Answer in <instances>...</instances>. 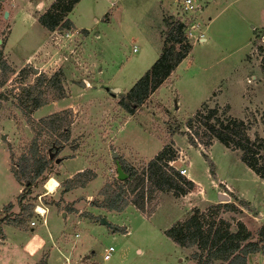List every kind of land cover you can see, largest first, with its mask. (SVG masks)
Wrapping results in <instances>:
<instances>
[{"label":"rangeland","instance_id":"1","mask_svg":"<svg viewBox=\"0 0 264 264\" xmlns=\"http://www.w3.org/2000/svg\"><path fill=\"white\" fill-rule=\"evenodd\" d=\"M248 1L255 3V0ZM122 2L121 7L116 2V7L106 0H80L68 18L77 27L88 29L89 35L83 37L71 28L67 30L69 36H64L66 30L59 29L51 36L48 50L40 51L37 47L44 35L32 28L24 29L19 23L7 31L11 23L9 14L15 7L12 0H0V59L13 72L0 84V237L2 224L17 222L19 227L27 229L33 221L32 228L45 236L52 232L59 241L62 237L74 240L80 253L70 257L65 264H196L189 258L192 249L176 246L163 231L174 221L183 219L189 213L187 207L191 206V209L195 204L203 207L204 204L196 199L199 195L189 194L185 201L173 200L171 196L160 199L159 194L158 204L148 217L132 206L112 212L97 209L90 201H99L96 192L105 182L115 179L113 152L119 161L138 169L163 144L171 142L178 154L170 164L176 169H188L201 183L205 196L217 198L210 179L220 177L235 191L241 192L238 198L247 202L248 211L264 213V191H260L263 187L253 182V173L249 169H243L237 151L218 142L205 149L214 171V176H207L208 166L199 152L201 147L188 146L185 136L181 135L187 117L201 102L209 100L207 105L210 107L228 105L230 115L250 124L249 137L255 133L264 141V44L259 35L252 44L249 41L252 32H244L234 23L231 30L224 31L226 37L232 38L224 39V43H220L221 49L210 50L213 60L223 51L226 59L212 63L202 79L184 82L188 93L177 98L170 88L163 95L154 90L155 93L153 91V95L151 93L132 114H127L117 101L155 59L149 63L154 57L152 46L156 45L151 40L153 34L149 33L156 27V19L153 18V4L148 0H120V5ZM179 2L174 13L166 19L184 18ZM27 5L21 2L17 8L23 9ZM105 12H109V24L100 20ZM95 17L99 19L97 23L93 22ZM191 17L196 23V12ZM196 39L188 38L189 41ZM28 56L31 61L24 64ZM21 68L25 71L20 73ZM33 68L46 76L59 71L63 96L55 99L53 93H49L39 107H26L21 91L34 84L38 73ZM224 75L229 81L223 80ZM211 76L212 82L207 81ZM230 79L237 80V85L231 86ZM80 81H85L84 85H80ZM243 82L241 89L239 85ZM209 83L222 89L218 97L211 93L206 95ZM60 111L65 112L59 122L62 125L55 129L46 127L45 118ZM50 145H61L62 148L55 151L46 169L32 181L29 192L18 201L17 195L27 180L22 178L17 182L11 171L17 173L25 165L27 175L31 176L35 168L31 149L44 155ZM261 153L264 155V148ZM55 158L61 161L54 163ZM75 163L89 166L85 169L94 176L88 182L93 181L62 194L60 171L75 170ZM92 193L94 195L88 197ZM8 203L11 207H7ZM36 205L47 208L45 224L34 212ZM48 210L51 211L48 213ZM233 213L236 215V212L226 211L222 216L234 219ZM52 214L63 219L56 223L62 224L57 232V226L49 220ZM101 217L109 226L99 223ZM111 227L117 230L112 231ZM108 246L113 251L107 260H103V250ZM11 249L12 254L4 256L3 260L11 258V264H23L28 260L15 246ZM258 255L253 254L257 257L255 260L246 257V264H257ZM45 258L46 253L41 255L38 264H44ZM50 263L59 264L52 258Z\"/></svg>","mask_w":264,"mask_h":264},{"label":"trees","instance_id":"2","mask_svg":"<svg viewBox=\"0 0 264 264\" xmlns=\"http://www.w3.org/2000/svg\"><path fill=\"white\" fill-rule=\"evenodd\" d=\"M77 1L53 0L37 17V22L48 31L71 29L72 24L67 14ZM164 22L166 23L163 43L159 54L117 101L118 106L127 114H132L160 86L191 49V42L183 33V22L172 18L165 19ZM262 39L264 41V34ZM24 71V68L19 70L20 73ZM12 73L10 67L0 59V84ZM21 93V99L27 104L26 107L32 108L42 105L49 93H53L55 99L61 98L63 89L60 72L54 71L50 76L39 72L34 84L22 88ZM228 109V105L210 107L206 102H201L194 113L185 120L181 135L185 136L188 145L201 147L199 152L207 162L210 176H214L213 164L205 149H208L215 140L225 148L237 151L239 160L264 181V155L261 153L264 148L263 138L255 133L250 138L248 135L250 124L230 115ZM64 114L65 112L60 111L48 115L45 120L43 119L46 127L55 129L62 125L59 122L62 120L61 115ZM61 148V145H50L44 155L38 154L35 148L31 149L34 158L32 163L35 167L31 176L27 175L25 165L21 166L17 173L11 171L17 182L22 178L27 180L23 190L17 195L18 201L29 192L32 181L42 174L55 151ZM177 154L171 142L165 143L138 169L114 158L126 173V178L105 182L96 192L100 200H91L90 205L112 212H121L132 206L143 216H150L158 204L160 193L169 192L178 197L194 189V182L180 174L170 164ZM93 176L89 169L77 171L60 182L62 191L83 187ZM7 207H11V204L8 203ZM236 210V206L229 201L217 202L204 208L192 207L183 219L171 223L163 233L176 246L192 249L189 258L196 264H246L247 255L255 253L261 255L264 264V224L258 227L254 238H251L248 229L240 220L222 216L223 212ZM10 224L20 226L17 222ZM111 228L112 231L117 230L115 227Z\"/></svg>","mask_w":264,"mask_h":264},{"label":"crops","instance_id":"3","mask_svg":"<svg viewBox=\"0 0 264 264\" xmlns=\"http://www.w3.org/2000/svg\"><path fill=\"white\" fill-rule=\"evenodd\" d=\"M52 1L53 0H12V4L15 7V9L10 11L9 17L11 18V23L8 25L7 31L8 28L13 27L15 23H19L20 26L23 27L24 29L32 28L35 31H37V33L39 32L41 35H44L37 49L40 51L43 49L48 50V45L51 43L50 40L52 39L51 36L56 32V30L48 31L44 29L37 22V17L48 7V5ZM79 1L80 0H78L77 2ZM106 1L109 2L110 6H115L116 2H119V5L118 4L117 5L120 7L123 4L122 2L120 5V0H106ZM148 1L149 3L153 4V8H154L153 18L156 19L155 21L156 27L152 29V33H149V34H153L151 40H154L156 42V45L154 43V46H152L153 49L151 48L152 51L154 52V57H152V59L149 61L150 63L154 58L157 57L162 47L164 30H165V25L162 23L164 22L167 16L172 15V13H174V8L178 0H148ZM193 1L196 4H198V9L195 11L198 16L196 22L198 23V28L194 30V33L200 34V36L196 40L190 41L191 49L187 54V56L184 57L175 66V68L170 72L168 77L155 90L156 92L159 93V95H163L166 92L165 90H167L168 88L171 89L172 94L177 96V98L180 97L182 93L183 94L188 93V90L186 89L187 87H185L184 82L192 81V80L198 81L202 79L203 77L206 76L208 70L210 69L209 67L211 66L212 63H215L217 61H224L227 57L225 51L221 52L222 55L218 56L215 60H213V58H211L210 50H215L216 48L221 49L222 46L220 43H224L225 41L224 39L230 40L232 38L229 35L226 37L224 31L231 30L232 25L234 23L240 26L244 32L245 31L252 32L249 39V41L251 40V43L253 40H255V38H257L256 35H259V38H261V41L264 44V41L262 39L264 34V0H255L254 4H251L250 1L248 0H193ZM21 2L28 4L26 8L23 9L17 8L18 4H21ZM117 5L116 7H118ZM117 11L119 10H115L114 12ZM121 11L122 9L120 10V12ZM108 13L109 12H105L104 15H102V17L100 18V20H103L104 23L106 22L107 24H109ZM68 14H67V18H68ZM110 14H111L110 17L112 18L113 14L112 13ZM98 20L99 19H97L96 17L93 18L94 23H97ZM69 21L72 24V29L74 30V32H77L78 34L81 33L83 37L89 35L88 29L81 28L80 26L77 27L70 19ZM248 35H250V33H248ZM211 46H215V48H211ZM195 51L196 52L199 51L197 57ZM30 61H31V56H28L24 59L23 63L28 64L30 63ZM212 79H213L212 76L208 77L207 81L212 82ZM244 79H245V75H244ZM223 80L229 81L226 75H224ZM84 83L85 81L79 82L80 85H84ZM230 83L231 86H235L237 85V80L230 79ZM239 87L242 89L244 87V82L240 84ZM207 88L209 93L206 95H209L211 93L214 95V97H218L221 94L222 89H220L219 87H214L213 83H209ZM117 89L118 88H116V90ZM155 91L153 93H155ZM207 102H209V100H207L206 103ZM171 141L176 145V142L174 140ZM216 142L217 141L214 140L211 146H213L214 143ZM55 159H54V163H56ZM58 159L59 160L57 162H60L61 161L60 158ZM75 167L76 169L73 171H70L69 169H67L68 171L67 170L62 172L60 171V174L62 175L61 181L70 177L75 172L85 169V167H89V166L75 163ZM243 169L246 170L249 168H247L243 164ZM251 173L253 172L251 171ZM184 175L186 178L194 182L195 184L194 189L178 197H174L169 192L168 193L162 192L160 193V199L163 196H171L173 200L185 199V201H187L186 200L187 195L192 194V195H196V197H198L199 195V198L196 199H199L200 200L199 202L204 204L203 207L197 206L196 204L195 206L192 207L204 208L207 205L221 202L220 200H218L219 194H224L226 196L225 201H229L233 203L237 208L236 215H234L235 213H233V215L231 216H233L235 220H240L248 229L251 236L254 235V233L256 232L259 226L264 224V213H262L261 211H256V212L248 211L247 202H245V200H242L241 198H238L241 196V192L235 191L230 185H228L222 179H220V177H217L215 180L210 179V183L212 187L215 189V196H217V198H209L203 194L204 191L200 188L201 183L197 178L191 175L188 169H185ZM206 175L208 176L207 172ZM251 179L255 184H258L261 187H263L260 188V191L262 190L263 192L264 181L254 173L253 176H251ZM91 181H93V179ZM91 181L88 182V185L89 183H91ZM71 191H73V189H70L65 192L61 190V193L65 194ZM18 192H19V188H17V193ZM94 193H92V195H88V197H92ZM234 193L236 195H234ZM196 199L194 198L193 201L197 202ZM241 202L243 205H241ZM190 207H187L186 210H189ZM50 211L51 210H48V213ZM62 216L64 215L62 214ZM57 219L59 218L55 216V214H52L49 217L51 223L57 226L56 232L59 231V229H61L60 226L62 225V224L57 225L56 223L63 222V219L60 218L59 221ZM1 231L2 234L0 237V257H2V259H0V264H11L10 263L11 258L9 259V261H5L3 260L4 259L3 257L8 256V254L10 253L12 254L11 252L12 246H15L17 250H19L20 252L26 255L28 260H26L25 262L23 261L24 262L23 264H38L41 255L45 253H46V258L44 259L45 260L44 264H51L50 263L51 258L53 259V262L57 261V263L59 264H65V261H69L70 257H73L78 253H80L76 250V244L74 243V240L69 241V239L62 237L59 241L55 238L56 237L55 233L47 232L45 236L42 234V232L33 229L31 225L27 229H23L19 226H14L11 224H2ZM58 241L60 242V244H57ZM247 258L248 259L254 258L255 260V258L257 257L253 256V254H249L247 255ZM258 258L259 259L257 264H262V257L260 254L258 255ZM11 261L13 260L11 259Z\"/></svg>","mask_w":264,"mask_h":264},{"label":"built area","instance_id":"4","mask_svg":"<svg viewBox=\"0 0 264 264\" xmlns=\"http://www.w3.org/2000/svg\"><path fill=\"white\" fill-rule=\"evenodd\" d=\"M180 5L182 8V12L184 13V18L181 19V21L184 24V36L188 39V38H198L200 36V34L195 35L194 34V30L198 27V24L194 22L193 18L191 17L192 14H194V12L198 9V4H196L193 0H180ZM69 31L66 30V32H64V36H69ZM177 171L184 175L185 173V169L184 168H178ZM39 205H36L34 207V212L35 214L38 215V217L41 219V223L45 224V215L47 213V208L46 207H41V210H37ZM29 224L31 226L34 225L33 221H30ZM113 251V248L111 246H108L107 248H105L103 250V255H102V259L103 260H107L110 255L111 252Z\"/></svg>","mask_w":264,"mask_h":264},{"label":"water","instance_id":"5","mask_svg":"<svg viewBox=\"0 0 264 264\" xmlns=\"http://www.w3.org/2000/svg\"><path fill=\"white\" fill-rule=\"evenodd\" d=\"M4 16H6V12H4ZM33 69H34L35 73H38V69H36V68H33ZM112 90H116V88H112ZM115 156H116V154L113 152L112 153V157L115 158ZM58 160H59L58 158L55 159L56 162ZM114 164H115V179H117V180L125 179L127 175L120 168V165L118 164V161L114 160ZM218 200L225 201L226 200V196L224 194H219ZM99 223L103 224L105 226H109V223L103 217L99 218Z\"/></svg>","mask_w":264,"mask_h":264},{"label":"bare ground","instance_id":"6","mask_svg":"<svg viewBox=\"0 0 264 264\" xmlns=\"http://www.w3.org/2000/svg\"><path fill=\"white\" fill-rule=\"evenodd\" d=\"M38 210L40 211V210H41V208H40V207H38Z\"/></svg>","mask_w":264,"mask_h":264}]
</instances>
